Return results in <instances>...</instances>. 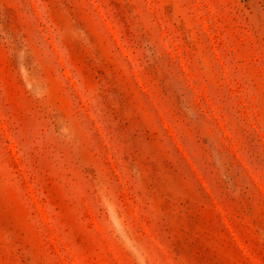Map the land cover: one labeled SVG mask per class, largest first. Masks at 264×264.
<instances>
[{
	"label": "rangeland",
	"instance_id": "1",
	"mask_svg": "<svg viewBox=\"0 0 264 264\" xmlns=\"http://www.w3.org/2000/svg\"><path fill=\"white\" fill-rule=\"evenodd\" d=\"M0 264H264V0H0Z\"/></svg>",
	"mask_w": 264,
	"mask_h": 264
}]
</instances>
